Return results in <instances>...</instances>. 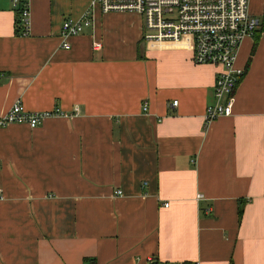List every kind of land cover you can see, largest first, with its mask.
Here are the masks:
<instances>
[{"label":"crops","instance_id":"0c3cea01","mask_svg":"<svg viewBox=\"0 0 264 264\" xmlns=\"http://www.w3.org/2000/svg\"><path fill=\"white\" fill-rule=\"evenodd\" d=\"M23 1L28 36L0 0V116L64 115L0 129V264H264V0L232 115L209 125L221 68L190 45L96 10L67 50L91 0Z\"/></svg>","mask_w":264,"mask_h":264},{"label":"built area","instance_id":"2783aa9c","mask_svg":"<svg viewBox=\"0 0 264 264\" xmlns=\"http://www.w3.org/2000/svg\"><path fill=\"white\" fill-rule=\"evenodd\" d=\"M14 6L22 36H28L31 25L29 2L14 0ZM96 10L103 15H138L144 21L147 43L190 45L197 65L220 67L214 86L216 102L207 107L205 123L209 125L218 118L232 115L235 92L245 75L244 70L236 68L238 51L243 41L254 37L260 26L259 20L251 13L250 0H91L89 10L79 21L63 23L61 39L64 49L71 48L69 39L92 26ZM177 105L178 102L174 101L170 107ZM63 115L58 108L51 112H29L17 101L0 116V129L11 125L36 129L49 118ZM118 195L121 196L122 192L119 191ZM203 197L198 195L200 199Z\"/></svg>","mask_w":264,"mask_h":264},{"label":"trees","instance_id":"16d2710c","mask_svg":"<svg viewBox=\"0 0 264 264\" xmlns=\"http://www.w3.org/2000/svg\"><path fill=\"white\" fill-rule=\"evenodd\" d=\"M17 20H18L17 30H18V33L20 34L21 33V27L18 26V24H19V18ZM261 23H262V29L261 30L264 31V15H263V18H262Z\"/></svg>","mask_w":264,"mask_h":264},{"label":"water","instance_id":"95a60500","mask_svg":"<svg viewBox=\"0 0 264 264\" xmlns=\"http://www.w3.org/2000/svg\"><path fill=\"white\" fill-rule=\"evenodd\" d=\"M153 264H157L156 262H154Z\"/></svg>","mask_w":264,"mask_h":264}]
</instances>
